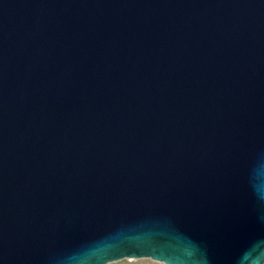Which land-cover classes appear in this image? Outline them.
Returning <instances> with one entry per match:
<instances>
[{"label":"water","instance_id":"95a60500","mask_svg":"<svg viewBox=\"0 0 264 264\" xmlns=\"http://www.w3.org/2000/svg\"><path fill=\"white\" fill-rule=\"evenodd\" d=\"M264 264V0H0V264Z\"/></svg>","mask_w":264,"mask_h":264},{"label":"rangeland","instance_id":"374dc122","mask_svg":"<svg viewBox=\"0 0 264 264\" xmlns=\"http://www.w3.org/2000/svg\"><path fill=\"white\" fill-rule=\"evenodd\" d=\"M109 264H163V263L156 262L151 259H134V260L124 259Z\"/></svg>","mask_w":264,"mask_h":264}]
</instances>
